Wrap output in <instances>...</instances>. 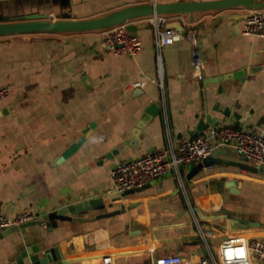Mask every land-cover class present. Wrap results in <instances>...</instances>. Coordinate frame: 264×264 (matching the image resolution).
<instances>
[{"label":"crops","instance_id":"0c3cea01","mask_svg":"<svg viewBox=\"0 0 264 264\" xmlns=\"http://www.w3.org/2000/svg\"><path fill=\"white\" fill-rule=\"evenodd\" d=\"M149 1L3 0L0 14L48 11L53 19L84 18ZM247 13L237 6L196 11L193 18L164 14L166 23L193 27L203 58L201 81L192 77L185 29L158 51L153 16L129 22L142 42L134 56L109 51L105 28L0 35V86H10L0 100V212L29 209L40 215L70 202L102 198L112 190L110 172L119 160L200 135L198 114L217 116V125L257 126L264 133V36L242 33ZM227 74L232 75L218 79ZM150 104L161 108L155 116L146 112ZM224 108L245 121L235 125L232 116L219 112ZM139 120L145 124L137 138L133 129ZM81 136L77 148L58 160ZM243 162L248 163L231 145H220L210 156L122 197L117 202L124 203L123 214L92 222L57 221L51 230L44 224L1 228L0 264L33 245H58L73 259L66 264H99L90 255L105 251L118 252L116 264L126 256L150 259L177 252L193 261L208 248L215 252L231 232L264 225L262 215L259 225L228 226L230 218L239 217L228 210L227 195L237 194L247 180L262 182L264 177L241 167ZM111 208L79 214L94 216Z\"/></svg>","mask_w":264,"mask_h":264},{"label":"built area","instance_id":"2783aa9c","mask_svg":"<svg viewBox=\"0 0 264 264\" xmlns=\"http://www.w3.org/2000/svg\"><path fill=\"white\" fill-rule=\"evenodd\" d=\"M183 21V17L180 18ZM164 15L153 16L155 43L158 51L177 40L180 31L167 28ZM183 25V24H182ZM191 44L192 77L204 78L203 58L198 46L195 31L191 25L183 26ZM243 34L264 36V9H248L242 29ZM104 45L116 54L136 55L142 48L140 38L128 28V23H120L104 29ZM158 69L161 71L158 55ZM142 82H136L140 84ZM10 93V86H0V100ZM231 145L237 156L253 165L264 164V136L250 129L221 124L205 128L200 135L188 137L176 144L157 147L150 152L131 159L119 160L110 172L112 189L119 193L151 182L154 178L165 176L178 170L180 165L202 160L212 154L220 145ZM32 210L25 209L13 215L0 212V229L18 226L36 218ZM116 251H105L91 258H99V264H116ZM148 264H264V225L246 227L231 232L218 245L215 252L209 248L195 260L186 259L182 254L152 255Z\"/></svg>","mask_w":264,"mask_h":264},{"label":"water","instance_id":"95a60500","mask_svg":"<svg viewBox=\"0 0 264 264\" xmlns=\"http://www.w3.org/2000/svg\"><path fill=\"white\" fill-rule=\"evenodd\" d=\"M3 0H0V3ZM75 1V0H73ZM65 3L66 0H61ZM62 3V4H63ZM237 6H243L247 9H264V0H175L168 2H160L150 0L149 2L131 4L115 8L102 15L84 17V18H69L61 17L53 19L50 12H27L15 15L0 14V35H13L25 33H55V32H83L95 29H103L116 24L128 23V28L135 31L137 26L129 23L132 19L143 16H157L170 13H188L190 18H193V13L196 11H206L212 9H226ZM167 28H173L182 31L183 25L180 21H170L165 24ZM240 72H235L234 75H239ZM232 74L218 76V79L231 77ZM160 107L156 104H150L146 109L151 116H155ZM223 116H232L235 125L243 123L245 120L238 112L231 114L229 108L219 109ZM219 122L217 116H212L210 113L198 114V122L195 125L196 130L205 129L208 126H216ZM145 124V121L139 120L133 129L135 137H139L140 129ZM253 132H258L257 126H251ZM85 130L84 132H86ZM264 136V133H262ZM84 136H81L77 142L72 144L63 154L58 158L62 160L64 157L72 153L77 146L82 142ZM152 148L148 149L150 152ZM245 161V159H243ZM241 167L247 170L264 176V164L253 165L246 162L241 164ZM151 182L144 185L134 187L119 193L116 190H109L102 198L97 200H81L77 202H70L58 208L38 215L36 218L27 220L18 225L20 229L29 226L44 224L48 230L57 226V221H79L92 222L101 218H107L126 212V207L123 202H120L122 197L128 194L143 190L150 186ZM118 201V202H117ZM116 204V205H115ZM117 206V208H111ZM104 207L112 210L100 212L94 216H83L79 213L84 210H100ZM225 218V217H223ZM226 221V220H225ZM239 221V220H238ZM236 219L230 218L228 226L235 229L239 223ZM252 225H259L255 222ZM124 226H127L126 223ZM13 227V226H12ZM73 259L66 258L61 252L58 245H53L47 248H42L40 245L27 246L22 249L19 254L9 264H66Z\"/></svg>","mask_w":264,"mask_h":264},{"label":"rangeland","instance_id":"374dc122","mask_svg":"<svg viewBox=\"0 0 264 264\" xmlns=\"http://www.w3.org/2000/svg\"><path fill=\"white\" fill-rule=\"evenodd\" d=\"M253 179L257 178L253 177ZM261 180L262 182L247 180L243 187L240 186V189L234 191L237 194L227 195L226 206L228 210L239 217L238 222L242 227L260 221L258 218L264 215V177ZM149 260L148 256L136 255L122 257L119 259V263L146 264Z\"/></svg>","mask_w":264,"mask_h":264}]
</instances>
